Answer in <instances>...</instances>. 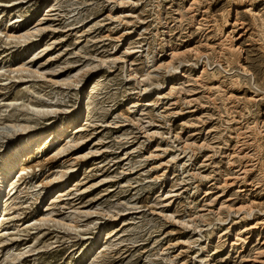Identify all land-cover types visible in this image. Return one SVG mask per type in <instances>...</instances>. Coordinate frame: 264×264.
Masks as SVG:
<instances>
[{
	"label": "rangeland",
	"instance_id": "1",
	"mask_svg": "<svg viewBox=\"0 0 264 264\" xmlns=\"http://www.w3.org/2000/svg\"><path fill=\"white\" fill-rule=\"evenodd\" d=\"M78 109L0 264H264V0H0V154Z\"/></svg>",
	"mask_w": 264,
	"mask_h": 264
},
{
	"label": "bare ground",
	"instance_id": "2",
	"mask_svg": "<svg viewBox=\"0 0 264 264\" xmlns=\"http://www.w3.org/2000/svg\"><path fill=\"white\" fill-rule=\"evenodd\" d=\"M80 118L81 110L78 109L71 118H65L61 124H58L52 128L53 130L49 136L46 135L51 130L50 127L53 123L39 130H34L29 125L12 126L15 132L10 138L7 139L9 141L7 149L0 154V199H2L4 195L5 186L7 183L11 181L17 183L15 178L20 171V162L23 158L28 156L33 147L44 138L50 139V137V142L52 145H54L59 138L65 136V134L70 129L71 123L77 122ZM51 184L52 182H49L48 185L50 186ZM6 209L7 208L5 207L4 211ZM1 216H4V213H2Z\"/></svg>",
	"mask_w": 264,
	"mask_h": 264
}]
</instances>
